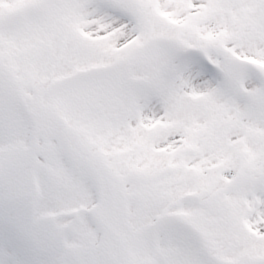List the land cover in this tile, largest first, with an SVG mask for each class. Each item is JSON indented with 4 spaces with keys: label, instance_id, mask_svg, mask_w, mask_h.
Masks as SVG:
<instances>
[{
    "label": "snow or ice",
    "instance_id": "6c2138e0",
    "mask_svg": "<svg viewBox=\"0 0 264 264\" xmlns=\"http://www.w3.org/2000/svg\"><path fill=\"white\" fill-rule=\"evenodd\" d=\"M0 264H264V0H0Z\"/></svg>",
    "mask_w": 264,
    "mask_h": 264
}]
</instances>
